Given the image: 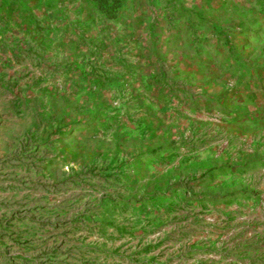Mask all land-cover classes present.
Masks as SVG:
<instances>
[{"label":"rangeland","instance_id":"1","mask_svg":"<svg viewBox=\"0 0 264 264\" xmlns=\"http://www.w3.org/2000/svg\"><path fill=\"white\" fill-rule=\"evenodd\" d=\"M0 264H264V0H0Z\"/></svg>","mask_w":264,"mask_h":264},{"label":"trees","instance_id":"2","mask_svg":"<svg viewBox=\"0 0 264 264\" xmlns=\"http://www.w3.org/2000/svg\"><path fill=\"white\" fill-rule=\"evenodd\" d=\"M98 8L109 18H114L123 0H95Z\"/></svg>","mask_w":264,"mask_h":264},{"label":"crops","instance_id":"3","mask_svg":"<svg viewBox=\"0 0 264 264\" xmlns=\"http://www.w3.org/2000/svg\"><path fill=\"white\" fill-rule=\"evenodd\" d=\"M237 30H239L240 31V29H241V27L238 25V26H236L235 27ZM261 32H263V31H261ZM230 38H231V36H230ZM224 40H226V38L224 39Z\"/></svg>","mask_w":264,"mask_h":264}]
</instances>
